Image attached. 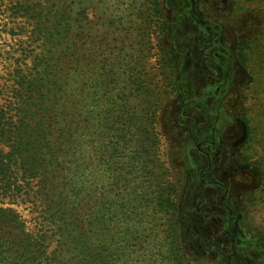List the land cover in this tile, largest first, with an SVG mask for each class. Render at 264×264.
<instances>
[{
	"label": "trees",
	"instance_id": "obj_1",
	"mask_svg": "<svg viewBox=\"0 0 264 264\" xmlns=\"http://www.w3.org/2000/svg\"><path fill=\"white\" fill-rule=\"evenodd\" d=\"M7 2L4 25L10 41L26 46L18 58L5 62L7 80L0 83V264H117V255L125 251L115 246L117 233L109 235L110 213L114 206L119 211L129 203L119 195L111 203L109 196L94 194L107 189L100 187L106 184L111 155L132 147L129 163H118L116 169L126 171L131 183L138 179V161L147 166L158 150L152 136L156 112L175 73L163 59L156 60L157 78L146 67L154 49L147 31L156 34L166 28L161 5L158 0ZM115 42L132 44L133 51L119 54L116 66L111 55ZM248 45L239 50L244 65ZM256 57L261 79L264 53ZM123 64L132 66L130 76ZM126 95L132 110L124 105L113 120L98 103V98L106 104L124 101ZM256 165L262 178L254 202L264 188V151ZM90 186L94 192H88ZM165 194L160 207L170 213V196ZM126 196L140 200L135 190ZM24 205L42 214L34 232L18 212ZM171 221L167 239L174 246L179 240L174 213ZM171 264L184 263L174 257Z\"/></svg>",
	"mask_w": 264,
	"mask_h": 264
},
{
	"label": "rangeland",
	"instance_id": "obj_2",
	"mask_svg": "<svg viewBox=\"0 0 264 264\" xmlns=\"http://www.w3.org/2000/svg\"><path fill=\"white\" fill-rule=\"evenodd\" d=\"M158 1L167 23L156 34L143 26L154 48L146 67L157 78L156 60L163 59L175 72L156 112L152 136L158 150L147 166L138 161V179L131 183L126 171L116 169L129 163L132 147L111 155L100 187L107 189L94 194L109 196L111 203L119 195L129 203L110 213L109 235L117 233L115 246L125 251L117 255V264H171L174 257L184 264H264V188L254 202L262 178L256 160L264 151V77L256 75V53H264V0ZM7 4L0 0V83L7 80L5 62L26 46L10 41ZM111 33L118 35L115 28ZM245 42L246 65L239 58ZM131 46L111 44L115 66L119 54H133ZM123 65L130 76L132 66ZM132 102L128 95L108 104L98 98L112 120L124 105L132 110ZM132 190L139 195L137 203L126 196ZM163 193L170 196V213L160 207ZM17 209L36 231L42 214L25 205ZM173 213L179 227L174 246L167 239Z\"/></svg>",
	"mask_w": 264,
	"mask_h": 264
}]
</instances>
